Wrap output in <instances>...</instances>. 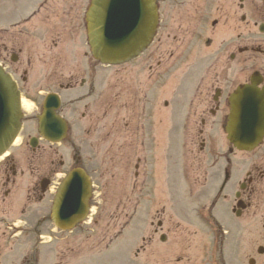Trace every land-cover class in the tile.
<instances>
[{
    "label": "flooded vegetation",
    "instance_id": "flooded-vegetation-1",
    "mask_svg": "<svg viewBox=\"0 0 264 264\" xmlns=\"http://www.w3.org/2000/svg\"><path fill=\"white\" fill-rule=\"evenodd\" d=\"M155 1L159 14L157 30L145 51L122 65L125 72L119 81L122 96H117L119 108L111 121L109 66L89 56L86 39L83 47L87 52L84 50L81 60L77 54L73 59L60 58L65 49H69L67 54L70 57L75 53L78 41L67 42L66 38L63 42V36L71 35L80 19L85 28L84 18L90 0H0V19L7 20L5 25L0 23V59L10 58L11 76L23 94L27 92L23 86L28 80L27 67L31 66L34 57V62L49 67L67 62L68 74L49 75L53 86L58 88L51 92L60 98L56 113L69 118L76 132L63 142L72 147L88 148V158L85 159L81 150L76 149L71 162L61 160L60 169L52 171L50 168L48 171V155L51 154L43 150L44 147L61 146L63 142L53 145L40 135L28 138L29 144L34 138L33 150L40 147V153L36 156L39 160L37 175L32 176L27 187V200L36 207L23 210L26 224L33 229L29 228L30 233L23 237L29 242L34 238L37 243L45 242L41 228H45L48 209L50 215L56 190L72 169L83 168L93 186L100 187L98 179L102 174L105 176L107 170L111 171L115 155L105 164L104 161L102 165L95 164L94 142H91L94 130H106L110 135L116 129L122 130L123 136L118 142L108 139L106 153L117 148L126 176L124 189L128 197L125 205L134 204L135 211L141 213L144 208L151 211L149 233L143 223L138 228L141 243L134 254L135 258L141 259L140 264H169L174 245L169 242L168 233L159 234V241L166 244V249H145L148 241L157 239L158 231L173 227L176 207L184 210L182 217L190 225L196 220L213 221L221 227L220 221L229 219L225 213L230 212L233 223L247 231L245 235H219L218 264H264V122L258 128L261 139L250 151L238 150L224 132L232 104L239 108V101L244 99L241 92L247 91L249 101L258 104L257 111L262 115L260 121L264 120V0ZM192 49L210 50L211 54L208 58L204 55L199 64H192L186 59ZM22 55L27 58L19 62ZM17 67L23 68L19 79ZM190 71H202L197 81L185 79ZM137 72L146 73L145 78H139ZM171 80L178 92L176 96L171 92ZM159 82L163 84L162 94H171L169 99L163 100V109L170 115L166 118L167 125L171 122L174 125L172 112L175 113V105L179 109L187 105L188 113L194 115V119L198 117L194 125L200 133L218 127V170L214 174L217 186L210 187L211 191H201L207 186L193 187L188 182L187 191L175 195L171 189V176L168 171H163L165 166L159 168V162L165 161L164 154L159 153L157 138ZM189 86H193L191 90L184 89ZM38 93L42 96L34 101L36 109L22 115L20 135L23 141L19 148L29 132L38 129L39 116L50 91L44 95L42 91ZM169 145L170 154L172 144ZM203 145L204 142L202 149L205 148ZM58 154L62 157L63 149ZM170 157L167 156V166L172 163ZM18 158L13 152L0 160L1 215L5 200L13 193L10 187L16 183L18 171L14 168L20 163ZM65 167L67 170L62 169ZM2 188H7L4 193ZM93 199L92 196L90 204ZM5 211L9 213L7 206ZM123 222L119 224L118 219L109 221L106 231L110 243L117 240L119 234H108L115 228H119L118 233L123 232L127 221ZM84 224L94 225V221L88 220ZM228 239H233L234 244L227 245ZM256 241L263 243L255 245Z\"/></svg>",
    "mask_w": 264,
    "mask_h": 264
},
{
    "label": "rangeland",
    "instance_id": "rangeland-1",
    "mask_svg": "<svg viewBox=\"0 0 264 264\" xmlns=\"http://www.w3.org/2000/svg\"><path fill=\"white\" fill-rule=\"evenodd\" d=\"M6 21L5 19H0V23H4V25ZM70 34L71 35L63 36V42L67 38V42L75 40V42L78 41L79 45H76L77 49L75 48V53H72L71 57L67 54L69 49H65V53H62L60 58L65 59L67 56V59H73V55L77 54L78 59L81 60L84 57V50L87 52V48L83 47L86 31L84 30L82 19H80V21L78 20ZM210 54V50L192 49L190 51V56L186 57V59L187 62L189 61L192 64H199V60L204 59V55H207L206 57L208 58ZM26 58L25 55H22L19 62ZM34 60L35 57L31 62V66L27 67L29 71L27 74L28 80L23 84V86H26L27 90L26 88H22L23 91H27L22 96L26 99V102L28 101L29 103L26 113L36 109L34 101H36L39 96H42L38 93L39 91L45 93L55 88L58 89L53 86L52 83L54 82L52 78L49 77L50 73L52 76L55 74L57 76L63 72L68 74L66 71H70L66 70L67 62L49 67L47 64H42L39 61L34 62ZM0 63L6 67L8 72L12 71V68H10L12 63L9 57L0 59ZM15 65L18 66L20 64L16 63ZM15 69L18 70L17 79H19L23 68L17 67ZM108 72L110 78V118L111 121H113L119 108L117 96H122V93H120L122 89L120 88L119 81L121 80V75L125 72L122 66H110ZM201 73L202 71H190L185 79L187 81H197L199 79L198 75H201ZM135 74H138V77H142V79H144L146 75V73L143 72H137ZM132 75H134V73H132ZM178 75L183 76L184 73H178ZM161 86H163V84L159 82L158 101L161 99L164 100ZM192 87L193 86H189L184 89L191 90ZM171 92L174 96L178 93L177 89H175V87L173 88V85L171 87ZM170 96L171 94H169L168 98H170ZM185 106L187 107V105ZM174 109L175 114L180 116L179 118L176 116L177 122H175L184 124L188 122V127L180 123L174 124L172 130L164 128L165 126L163 124H165L166 118L162 116L163 109H158V137L160 140L159 144L161 145L160 148L163 147V152L167 155L168 152L166 149L168 140L175 132L176 141L179 142V145L175 144L173 147L172 164L170 167L167 168V159H165V161L159 165V168L161 169L162 166L165 165V170H171V176H173L174 172L176 173L172 184L173 189H178L180 187L177 175H182L184 181L188 177V182L193 187L207 186V188L201 189V191H211L210 187L217 186L214 174L218 170V127L214 128L213 131L207 129L204 135L200 136V139L197 140L199 135L198 128L195 127L194 123H196L195 120L198 119V117L194 119V115L189 114L187 108L179 109L175 105ZM164 115L166 114L164 113ZM118 117L120 118V111ZM163 118L164 121L162 122L161 120ZM107 132L106 130H94V137L91 142H94L93 156L95 164H103V154L108 139L111 142H118L123 136L122 130L120 132L115 129L110 135H108ZM75 134L76 132L73 129V132L71 135L69 134L67 138H72ZM32 135H38L37 129L29 132L28 136L24 138L23 145L20 148L13 147L11 149L12 152L19 157L20 163L14 168L18 171V175L15 177V185L10 187L13 193L5 200L4 206L1 205V207L3 206V214L1 215L0 212V220H3V222H0V264H140L141 259L135 258L134 254L135 248L141 243V232L138 229V225L141 220L145 219L147 228H150L151 211L149 209H144L142 213L139 210L135 211L133 204H128L126 207L125 204L128 197L124 194V179L126 176L123 174V167L121 162H119L118 153L115 148L109 154L115 155V162L112 165L113 168L111 171H107V175L103 179H98L100 187L98 188L95 186L93 188L95 190L93 218L97 225H83L76 227L73 232H60L54 228L49 219H47L45 228H41L42 234L46 235L42 239L45 242L37 243L35 238L32 242L26 241L27 239L23 236H27V234L30 233L29 228L33 229V227L26 224V217L23 214V210L27 209V207H31V210H33L36 207L31 206V203L27 200V187L30 181L33 180L32 176L37 175L35 171L39 167V160L36 159V156L40 153V147L37 150H33L28 144V138ZM104 139L105 141L102 142ZM22 141L23 138L20 136L16 144L18 145L22 143ZM172 141L175 142L173 138ZM203 142L205 143V145H203L205 148L201 150ZM196 143L197 146H195ZM61 149H63L62 157L58 154ZM76 149L81 150L85 159L88 158L86 152L88 149L87 147H72L67 142H64L62 146L59 147L45 146L43 150L46 152L49 151L51 154L48 155L47 170L49 171L50 168L52 171L60 169L59 162L61 160L65 163L71 162V157L75 154ZM160 154L163 155V153ZM67 168L68 167L62 169L67 170ZM21 171L24 172V175L21 174ZM6 189L7 188H2V193H4ZM185 191H187V189ZM127 192H129V190ZM5 206L9 208V213L5 211ZM182 213L183 209L181 207L175 209L176 222L173 227H166L164 230L158 231L157 239L152 242L148 241V246L145 249L148 251L152 249L156 251L166 249V244L159 241V234L165 232V230H169V232L165 233H168V240L169 242H173L174 245V255L169 261V264H218L219 235H235L238 233L245 235L247 231L246 228L239 227L233 223L230 212L225 213L229 219L224 218L220 221L221 227L217 226L213 221L199 222L196 220L194 224L190 225L184 220ZM131 214H133V219H131L124 228V233L118 238L116 243L112 244L109 249H106L105 246L106 244L108 246L107 242L109 238L105 226L108 224V220L118 219L120 224L123 220L132 218ZM90 228H93L94 231H91L92 229ZM118 229L119 228H115L113 232L108 235L116 234ZM258 229L261 230V228ZM241 230L242 233H240ZM222 231L224 234H222ZM14 234H18L19 236L13 237ZM103 240L105 242H103ZM259 243L263 242H254L255 245ZM226 244L229 246L233 245V239H228ZM235 244L239 243L236 242ZM24 255L26 256L25 258L22 257ZM148 264L150 263L148 262Z\"/></svg>",
    "mask_w": 264,
    "mask_h": 264
},
{
    "label": "water",
    "instance_id": "water-1",
    "mask_svg": "<svg viewBox=\"0 0 264 264\" xmlns=\"http://www.w3.org/2000/svg\"><path fill=\"white\" fill-rule=\"evenodd\" d=\"M87 22L94 57L108 64H119L138 55L149 42L157 23L154 0H92ZM53 107H58L54 96L49 98V105L40 121V130L46 137L59 140L65 133V125L55 116ZM238 115V134L255 137L257 129L254 124L257 123L258 114L249 110ZM19 119L18 92L9 75L0 67V155L16 136ZM227 131L233 141L232 122ZM250 138L246 141L253 144ZM252 144L238 147L250 149ZM83 176L81 171H73L53 204L52 217L62 228L72 227L78 215L85 211L84 199L90 185L83 183Z\"/></svg>",
    "mask_w": 264,
    "mask_h": 264
},
{
    "label": "bare ground",
    "instance_id": "bare-ground-1",
    "mask_svg": "<svg viewBox=\"0 0 264 264\" xmlns=\"http://www.w3.org/2000/svg\"><path fill=\"white\" fill-rule=\"evenodd\" d=\"M22 107L24 108V109H27L28 107H29V104L26 102V101H22Z\"/></svg>",
    "mask_w": 264,
    "mask_h": 264
}]
</instances>
